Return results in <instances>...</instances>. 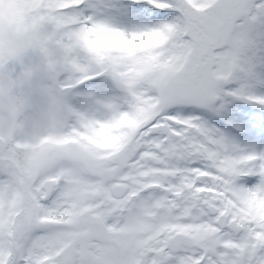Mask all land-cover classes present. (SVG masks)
Returning a JSON list of instances; mask_svg holds the SVG:
<instances>
[{"label":"snow or ice","instance_id":"1","mask_svg":"<svg viewBox=\"0 0 264 264\" xmlns=\"http://www.w3.org/2000/svg\"><path fill=\"white\" fill-rule=\"evenodd\" d=\"M0 264H264V0H0Z\"/></svg>","mask_w":264,"mask_h":264}]
</instances>
